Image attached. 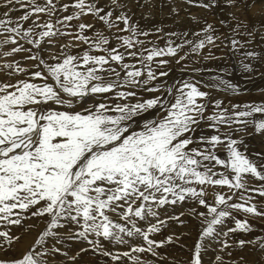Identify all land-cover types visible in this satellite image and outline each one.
Instances as JSON below:
<instances>
[{
	"label": "snow or ice",
	"instance_id": "1",
	"mask_svg": "<svg viewBox=\"0 0 264 264\" xmlns=\"http://www.w3.org/2000/svg\"><path fill=\"white\" fill-rule=\"evenodd\" d=\"M183 2L212 12L221 0ZM233 3L224 0L226 6ZM0 9V72L7 77L0 82V251L5 253L0 264H81L85 253L97 257L94 264H120L125 258L154 264L140 254L166 259L157 249L179 237L155 235L168 220L184 224L183 212L161 219L159 210L186 202L195 205L188 215L200 222L187 264H203L202 254L216 250L212 245L222 253L232 247L231 234L252 230L236 213L264 217V209L252 202V193L264 202V155L249 159L240 150L247 147L243 139L235 138L249 124L264 135V120L250 119L264 114V102L226 105L214 98V91L240 94L214 69L183 64L182 71L191 73L187 78L161 79L170 75L166 68L172 61L165 57L177 64L189 57L220 58L211 52L221 39L212 23L204 20L193 33L199 39H188L186 31L166 33L160 47L141 37L164 38L158 35L163 29L141 27L128 0H0ZM14 12L21 15L13 18ZM85 16L111 35L81 21ZM74 20L81 22L74 26ZM256 31L237 22L223 43L240 56L245 72L254 70L245 60L264 62V48L249 47ZM61 37L71 39L51 51ZM260 40L264 44V35ZM21 52L34 63L7 59ZM205 72L214 74L205 78ZM220 147L226 150L223 158ZM253 179L258 186H250ZM33 218L44 227L25 251L11 255L23 238L11 226ZM236 244L241 249L258 244L260 258L241 261L264 264V238ZM125 246L128 250H118ZM214 264L241 262H225L217 254Z\"/></svg>",
	"mask_w": 264,
	"mask_h": 264
},
{
	"label": "bare ground",
	"instance_id": "2",
	"mask_svg": "<svg viewBox=\"0 0 264 264\" xmlns=\"http://www.w3.org/2000/svg\"><path fill=\"white\" fill-rule=\"evenodd\" d=\"M38 1V0H37ZM65 0H63V2H64ZM131 1L132 2H134V0H128V3H129V5H130V7H132L133 6V4L131 3ZM169 1V0H168ZM221 1H224V0H221ZM238 1H240L241 2V0H238ZM66 2V1H65ZM68 2H71V0L70 1H68ZM140 2V6H142V5H144L145 4V0H140L139 1ZM153 2H155V1H153ZM39 3H41V2H39ZM156 3H157V1H156ZM167 1L166 0H161L160 2H158V4H155V5H153V7L154 8H152V11H150V8L152 7V6H150L149 7V5H145L146 6V8L147 9H145V7L143 8V9H141L140 11H135L133 8H132V12L134 13V15H133V17H134V20L135 21H137L138 23H139V25L141 26V27H143V28H145V29H148V30H153L154 28H156V27H159V25H163V27H165L166 28V30H167V33H169V32H177V33H183V32H188V39H189V32H192V34L191 35H193V33L194 32H197V31H199L200 29H201V27H202V25H203V22H204V20H207L208 22H210V23H212L211 21H212V19L213 18H210V16H211V12H208V11H206V10H204V9H201V8H197V9H195V8H193L194 6H192V5H189V4H187V3H184L183 2V0H179L178 2H177V4H176V6L174 7V8H176L177 9V12H178V14L177 13H174L173 11H172V9L171 10H169V8L166 6L167 4ZM171 3V2H170ZM222 3H224V2H222ZM237 5H235L234 6V8L232 9V11H230V10H228V14L230 15V17L229 16H221V17H218V19H217V24H216V26L217 27H222L223 25L220 23V21H225L226 19H227V22H228V24H229V30L232 28V27H234L235 25H236V23L237 22H242L243 24H245V25H247L248 24V21H249V18L250 17H248L247 18V22L245 23V20H242V19H240V16L239 15H237L235 12L239 9V6L241 5L240 3H236ZM136 6H138L137 4H135ZM173 5V4H172ZM261 4H258L257 6H256V12H257V10H259V14L260 15H258V14H255V12L254 11H250L251 12V16H252V18L254 17V15H255V17H254V19L255 20H257V21H262V20H264V16H263V14H264V5H261ZM171 6V5H170ZM220 6H223V5H221L220 4ZM135 7V6H134ZM171 8H172V6H171ZM148 10V11H147ZM166 11V12H165ZM216 11V10H215ZM217 11H219V10H217ZM220 12V11H219ZM64 14H66V13H64ZM63 14V15H64ZM214 16V15H213ZM235 17L236 19H232V17ZM145 17H147V18H145ZM193 17H195L197 20H199L200 21V23H194L193 22ZM13 18H14V16H13ZM46 18H44L43 17V20L42 21H44ZM230 20H232V21H230ZM81 21H83V22H85V23H92V24H95L96 25V28L97 29H99L100 31H105L106 33H107V35H111V33L109 34L108 33V31H107V29L106 28H104L101 24H99V23H97L95 20H93L90 16H85V17H82L81 18ZM157 21L159 22V25L157 24ZM73 22V21H72ZM71 22V23H72ZM80 21H76V20H74V22L72 23V25H77L78 23H79ZM214 22V21H213ZM42 23V22H41ZM213 24V23H212ZM158 25V26H157ZM161 25V26H162ZM27 26H29V22H27V23H25V27H27ZM159 28H161V29H163L164 30V28H162V27H159ZM227 29H225L223 32H218V33H216L217 35H220L221 36V39L220 40H217L216 41V43H217V45H220V47H212L211 48V52L213 53V55H215L216 57H220L219 59H212L211 60V63L210 64H206V63H203L202 61H201V59H203L202 57L201 58H195V59H199V63H193V62H191L190 61V58L187 60V61H182V62H185V63H187V64H189V66H192V67H202V68H204V69H212L211 67H215L214 68V70L217 68V69H220V71L222 70L223 71V69L222 68H225V67H228L229 69H230V71L232 72V71H234L235 70V68H234V65H233V63H232V61H231V59L229 58V56H225V54L226 53H228V54H230L231 52L227 49V48H224L223 47V42L224 43H227V40L225 39L228 35H229V33L227 34L226 31ZM69 31H75V27H73V28H71V29H69ZM116 30L115 29H113V32H115ZM230 32V31H229ZM161 33H163V32H161ZM121 35H124V34H126V33H120ZM261 35H264V32L262 33H260ZM156 36L157 35H152V37L154 38V43H156L157 45H158V43L157 42H155L156 41V39H158V38H156ZM163 37V36H162ZM152 38V39H153ZM175 38V37H174ZM71 38L70 37H61V38H59L58 40H57V43H56V46L55 47H51V51H53V52H58L59 51V45L60 44H64V43H66V42H69V40H70ZM141 39H146V38H144V37H141ZM177 39H179V38H177ZM160 40V39H159ZM174 40V39H173ZM152 41V40H151ZM161 41V40H160ZM180 41V40H179ZM73 42H75V41H73ZM178 42V41H177ZM163 43V42H162ZM161 45V44H160ZM257 45V44H256ZM25 47H30L29 45H24ZM164 46V45H163ZM12 47V45H8V46H6L5 47V51L6 50H8V49H10ZM42 47H50V46H48V45H42ZM86 47V45H81V48H85ZM81 48H75V49H73L72 51L73 52H79L80 50H81ZM121 51H123V49H121ZM243 50H241V52H242ZM207 53H208V48H205L204 50H203V54L204 55H207ZM28 55V53H26V52H21V53H17V54H15V56L14 57H9V58H7L8 60H17V61H20L21 62V66H30L31 64H33L34 62L33 61H27V60H24V57H26ZM235 58H236V60H237V63H239V64H237L238 66L239 65H241V63H240V56H234ZM168 58V57H167ZM194 58V57H193ZM166 59V58H165ZM168 59H171L172 60V62H171V65L169 64L168 66H167V68H166V70H168L169 68H170V66H173L174 65V63H176L175 62V59H173V58H168ZM4 62V60L3 59H0V64H2ZM126 62H129V63H134V61H128V60H126ZM202 64H201V63ZM255 63L256 65H257V67H256V69H254L252 72H248L249 74L247 75L246 74V72H245V76L244 77H246L249 81H250V83L248 84V85H246V87L248 86V90L246 91L247 93H251V92H253V93H251V94H249V95H246L244 92H242L241 93V95L242 96H239V98H240V100L239 101H234V100H232L231 98H230V96H233V94H231V93H228V92H223V91H220L219 93L220 94H227V96L228 97H226L225 99H224V101L226 102V105L227 104H229L230 102L231 103H239V104H245V103H261V102H264V94H263V89L264 88H262V86L264 85V62H256V61H250V60H245V63ZM177 64V63H176ZM184 64V63H183ZM183 64H182V66H183ZM193 64H195V65H193ZM180 65H178V67H179ZM176 67V66H175ZM177 67V68H178ZM181 67V66H180ZM191 68V67H190ZM238 68H242V66H239ZM173 69H174V67H173ZM226 69V68H225ZM237 70V69H236ZM158 71H159V69H158ZM179 71H181V70H179ZM186 71V70H185ZM255 73L256 74H258V75H260L262 78H259V76H256L255 75ZM177 74V73H176ZM176 74H174V76L176 75ZM229 74V73H228ZM171 75H173V74H171ZM171 75H169V76H171ZM180 75V74H179ZM206 75V74H205ZM185 77V76H184ZM183 77V78H184ZM187 77V76H186ZM205 77H207V76H205ZM173 78V77H172ZM245 78V80L242 82V83H240V81L239 82H237L236 81V78L234 79L235 80V82L233 83L234 85H236L240 90H243L244 89V87L245 86H243V85H237V83H240V84H244V83H246V79ZM7 79V77H6V75L4 74V73H2V72H0V82H3V81H5ZM15 77L14 78H12V82H14L15 81ZM170 79V78H169ZM174 79V78H173ZM177 79V78H176ZM175 80V79H174ZM168 82H170V81H168ZM230 82V81H229ZM232 83V82H231ZM205 90V89H204ZM206 91V90H205ZM259 91H263V92H259ZM260 93H262V94H260ZM145 96H148V95H150V94H144ZM240 95V94H239ZM235 96V95H234ZM219 97V96H218ZM217 97V95H215L214 96V98H218ZM221 97V96H220ZM238 98V97H237ZM221 99V98H220ZM234 99V98H233ZM238 100V99H237ZM262 115V114H261ZM258 116V115H257ZM253 119L254 118H256V117H252ZM252 118H250V119H252ZM260 120H264V115H263V117L260 119ZM254 128V127H253ZM252 131V130H251ZM246 133V132H245ZM245 133H243V134H245ZM248 133V132H247ZM252 133V132H251ZM240 135V134H239ZM242 135V134H241ZM259 138H262V136L261 137H255V138H253L252 139V141H255L256 143L258 142V141H260L259 140ZM259 144V143H258ZM254 145V144H253ZM260 146V145H259ZM258 146V147H259ZM263 146V145H262ZM260 148H261V146H260ZM223 149V148H222ZM255 149V148H254ZM259 149V148H258ZM257 148H256V150H258ZM225 150V149H224ZM252 150H253V147H252ZM260 150V149H259ZM251 152V151H250ZM255 155H256V153H254ZM256 158V157H255ZM254 159V158H253ZM252 183V182H251ZM212 198V196H211V192H210V195H209V199H211ZM189 203V202H188ZM190 204V203H189ZM178 206H179V204H178ZM177 206V211H175V212H177V214H175V215H177L178 216V212L179 211H182V210H184L185 208H186V206H187V204H184L181 208H179ZM170 206H166L164 209H160L159 211H160V215H163L162 217H161V219H164V218H166L167 216H169V214H168V212H169V209L171 208H169ZM185 207V208H184ZM169 208V209H168ZM188 209V208H187ZM264 209V208H263ZM173 210V209H172ZM184 212V211H183ZM184 213H186V212H184ZM188 213V212H187ZM173 214V213H172ZM244 217V216H243ZM114 218V217H113ZM185 218H186V216H183L182 218H181V220H183L184 221V224L183 225H181L180 223H178L177 221L175 222V223H173L172 221H170V220H168V224H167V227H165V228H163L162 229V231L159 233V234H156L155 235V239H157V240H161V239H164V236H167V235H176V233H179V231L184 227V226H186L187 224H189L188 222H186L185 221ZM238 218V217H237ZM242 218V217H241ZM246 218V217H245ZM244 218V219H245ZM189 220H191L190 218H189ZM193 220V219H192ZM191 220V221H192ZM242 220V219H241ZM195 221V220H194ZM194 221H192V222H194ZM196 222V221H195ZM194 222V223H195ZM191 223V222H190ZM262 223V222H261ZM36 225V228H29L28 226L29 225ZM39 224H41V225H39ZM37 223V221H36V219L35 218H33V219H30V220H27V221H24V222H22V225L21 226H11V230H12V232L13 233H15V234H20V235H22V241L21 242H19V243H17V245L15 246V248L14 249H12V251H11V255H19L21 252H23V251H25L26 249H27V247L31 244V243H33L34 242V239L36 238V236H37V233L44 227V225L42 224V223ZM251 224H253V223H251ZM198 225V224H197ZM197 225H195L196 227H197ZM232 226V225H231ZM253 226V225H252ZM190 228H191V230H192V228H193V226L191 227L190 226ZM195 228V227H194ZM254 228V227H253ZM196 230L198 229V227L197 228H195ZM163 230H164V232H163ZM188 229H186V231H187ZM181 232V231H180ZM189 232V231H188ZM195 232H198V230L197 231H195L194 230V233ZM165 233V234H164ZM249 233V232H248ZM256 233V232H255ZM164 234V235H163ZM188 235H190V233L188 234ZM196 234H194V236H195ZM234 235V234H233ZM232 234H231V236H233ZM238 235V234H237ZM241 235L242 234H240V237H241ZM253 235V234H252ZM192 237V235H191V238H190V236L187 238L186 236V238H182V240H181V238H179V240H177L176 242H174L173 244H167V245H165L164 247H162V248H159V249H157V251L159 252V254L162 256V257H165L166 259H157V257H153V256H151L150 254H147V253H145V254H140L141 255V259H143L144 257L146 258L145 260H147V261H153L155 264H171L170 263V260L168 259V257H171L172 259H174L173 261V263H176V264H182L185 260H187V259H183V258H181V257H179V259H180V261L179 262H176L177 260H175L176 259V257L174 258V254L173 253H176V254H178V255H183L184 256V254H185V252H191V250H192V248H193V241H194V238L195 237ZM231 236H230V238H231ZM242 236H244V235H242ZM249 236V235H248ZM175 237H179L178 235H176ZM236 237V236H235ZM244 238V237H243ZM249 238H250V236H249ZM231 239H233V238H231ZM236 239H240V238H236ZM236 239L234 240L235 242H236ZM251 239V238H250ZM254 239H255V237H254ZM232 240V241H233ZM244 240H246L245 238H244ZM137 243H139V241H137ZM233 244V243H232ZM236 245V244H235ZM257 245V244H256ZM258 246V245H257ZM218 247V246H217ZM250 247H252L251 245H250ZM212 248H214V245L212 246ZM234 248H236V247H234ZM233 248V252H234V249ZM240 249V248H239ZM115 250V249H114ZM118 250H120V251H126V250H128L127 249V247L125 246V247H122V248H119ZM232 251V248H230V249H225V251L224 252H222L220 255L223 257V260L225 261V262H228V261H233V260H235V261H240L241 262V264H243V261H241V257H243L244 258V260H247V261H249L250 260V255L248 254V256H241V254L240 255H236V253L234 254L233 252H232V255L231 256H229L228 255V252L229 251ZM245 251V250H244ZM207 252H209V251H207ZM235 252H237V251H235ZM246 252V251H245ZM250 252V251H249ZM184 253V254H183ZM218 253V252H217ZM240 253V252H239ZM244 253V252H243ZM242 253V254H243ZM248 253V252H247ZM69 254L71 255L72 254V251L71 250H69ZM190 254V253H189ZM246 254V253H245ZM5 255V253L4 252H2V251H0V257H3ZM178 255H177V257H178ZM188 255V254H187ZM213 255H215V254H213ZM244 255V254H243ZM205 256H206V254H205ZM210 256V255H209ZM185 257V256H184ZM188 257V256H187ZM203 257V256H202ZM189 258H190V256H189ZM239 258H240V260H239ZM61 259H63V258H61ZM96 259H97V257H95V256H93L92 254H90V253H87V254H84V256H83V259H82V261H81V264H94V262L96 261ZM101 259V258H100ZM103 259V258H102ZM101 259V260H102ZM205 259H206V257H205ZM184 260V261H183ZM212 260H213V257H212ZM215 260V259H214ZM256 260V259H255ZM123 261H125V262H129L128 260H126V258H125V260H123ZM250 262H252V261H250ZM186 263V262H185ZM185 263H183V264H185ZM204 264V263H203ZM206 264V263H205Z\"/></svg>",
	"mask_w": 264,
	"mask_h": 264
},
{
	"label": "rangeland",
	"instance_id": "3",
	"mask_svg": "<svg viewBox=\"0 0 264 264\" xmlns=\"http://www.w3.org/2000/svg\"><path fill=\"white\" fill-rule=\"evenodd\" d=\"M66 2H68V1H70V0H65ZM64 1V2H65ZM140 1V0H139ZM153 1H155V2H153ZM156 1H157V3H156ZM161 0H145V4L144 5H142V6H136L135 4H136V2H135V0H134V2H132L131 1V3L133 4V6H132V8L135 10V11H140L141 9H143L144 7H145V9H147L146 8V6L147 5H149V7L150 6H152L151 8H150V11H152V8H154L153 7V5H155V4H158V2H160ZM167 1V7L169 8V10H171L172 8H174L175 6H176V4H177V2L179 1V0H166ZM38 3L39 2H43V0H38L37 1ZM171 2V3H170ZM222 2H224V1H221V5H223V6H218L217 8H215V9H213L212 10V12H211V16H210V18H213L212 19V23H213V25H214V27L217 29V33L218 32H223L225 29H227L226 31V33L228 34L229 33V24H228V22H227V19L225 20V22L227 23V27H225L224 25L222 26V27H217L216 26V24H217V19H218V17H221V16H229L230 17V15L228 14V10H230V11H232V9L234 8V6L235 5H237L236 3H240L241 5L239 6V9L235 12L237 15H239L240 16V19H242V20H245V23L247 22L246 20H247V18L248 17H250L249 18V21H248V24H247V30L248 31H251L253 28H256L257 29V31H256V33H255V35H254V43L253 44H251V45H249V47L250 48H252L253 50H256V51H260V50H262V48H264V44H262V42H261V40H260V37H261V32L263 33L264 32V20H262V21H257V20H255L254 19V17H255V15H254V17L252 18V16H251V12L250 11H254L255 12V14H258V15H260L259 14V10H257V12H256V6L258 5V4H261V5H264V0H241V2L240 1H238V0H234V3L231 5V6H226L224 3H222ZM173 4V5H172ZM139 5H141L140 4V2H139ZM146 5V6H145ZM172 6V8H171V6ZM260 5V6H261ZM135 6V7H134ZM143 7V8H142ZM193 8H195V9H197V7H193ZM216 10V11H215ZM217 10H219V11H217ZM3 11V9H0V12H2ZM148 11V10H147ZM166 12V11H165ZM67 14H69V13H66V14H64V15H67ZM12 15V17L14 16V18H16V17H18L19 15H21V13L20 12H14V13H12L11 14ZM214 15V16H213ZM263 16H264V14H263ZM45 18V17H44ZM133 19H134V17H133ZM43 20V16L41 17V21L40 22H44V21H42ZM214 21V22H213ZM230 21H232V20H230ZM29 22V24L31 23V21H28ZM74 22V21H73ZM72 22V23H73ZM81 22V21H80ZM25 23H27V22H25ZM71 23V24H72ZM157 24L159 25V22L157 21ZM157 25V26H158ZM162 25V24H161ZM161 25H159V27H162V28H164V30L162 31L163 33H159L158 35L160 36V37H164V38H158L157 36H156V38H158V39H156V41L155 42H157L158 43V46H160V47H163V45L165 44V39H166V37H165V34L167 33V30H166V28L165 27H163V25L161 26ZM108 31V30H107ZM106 35H107V33L105 32V31H103ZM109 33V32H108ZM89 34H91V33H89ZM110 34V33H109ZM192 34V32H189V39H199V37H194L193 35H191ZM221 37V36H220ZM153 37L152 36H149V37H147L146 39H148V40H152L153 42H154V38L152 39ZM241 39H245V37H240ZM161 41H160V40ZM173 39H174V41L176 42V43H179L180 41H179V39H177V37H173ZM178 41V42H177ZM163 42V43H162ZM224 43V42H223ZM156 44V43H155ZM161 44V45H160ZM257 44V45H256ZM157 45V44H156ZM146 47H151V45H146ZM187 49H185V51H186ZM183 54V53H182ZM225 56H229V58L231 59V61H232V63H233V65H234V68H235V70L234 71H230V69L228 68V67H225V68H222L223 69V71L221 70L220 71V69H215L216 70V72H219V73H221L222 74V76H223V78L224 79H226V80H228V81H230V82H232V84L235 82V78H236V81L237 82H239L240 80V83H242L244 80H245V78L246 77H244L245 76V72L243 71V68H238L239 66H241V65H237V64H239V63H237V60H236V58L232 55V53H230V54H228V53H226L225 54ZM166 59H168L167 57H165ZM164 58V59H165ZM190 58V61L191 62H193L194 61V59L195 58H193V57H189ZM211 60L212 59H209V60H204V59H201V61L203 62V63H206V64H210L211 63ZM214 60V59H213ZM172 61V60H171ZM187 64V63H185V62H181V64H176V63H174V65L173 66H170V68L168 69V71H169V74L171 75V74H173V75H171V76H169L168 78H161L162 80L163 79H166L167 80V82L168 81H170V82H168V83H172L173 81H174V79L176 80V78L177 79H180V78H182V77H184V78H187L186 76H189L191 73H190V71H188V70H184V71H182V64ZM201 63V62H200ZM202 64V63H201ZM250 64H252L253 65V68L254 69H256V67H257V65L253 62V63H250ZM170 65H171V63H170ZM178 65H180L179 67H178ZM189 65V64H188ZM193 65H195V64H193ZM176 66V67H175ZM173 67H174V69H173ZM178 67V68H177ZM190 67H192V66H189V68ZM212 69H214L215 67H211ZM237 69V70H236ZM179 70H181V71H179ZM252 72V71H251ZM177 73V74H176ZM229 73V74H228ZM174 74H176L175 76H174ZM180 74V75H179ZM206 74V75H205ZM211 74H214V73H208V72H205L204 73V76H208V75H211ZM246 74L248 75L249 73L248 72H246ZM255 75L256 76H259V78H262L260 75H258V74H256L255 73ZM174 79H173V78ZM264 77V76H263ZM170 78V79H169ZM206 78V77H205ZM247 79V78H246ZM240 83H237V85H243V86H245L244 87V89L243 90H240V95H233V96H230V98L232 99V100H234V101H239L240 100V98H239V96H242L241 95V93L242 92H246L247 90H248V86L246 87V85H248L249 83H250V81L247 79L246 80V83H244V84H240ZM248 83V84H247ZM262 88H264V85L262 86ZM202 90H204V89H202ZM206 91L208 90V89H205ZM242 91V92H241ZM263 91H264V89H263ZM263 91H259V92H263ZM247 93V92H246ZM245 93V94H246ZM251 93H253V92H251ZM251 93H247L246 95H249V94H251ZM146 94H148V93H146ZM260 94H262V93H260ZM263 94H264V92H263ZM215 95H217V97L220 99H225L226 97H228L227 96V94H220L219 92H213V96H215ZM221 96V97H220ZM238 97V98H237ZM234 98V99H233ZM238 99V100H237ZM225 104H226V102H225ZM258 115V116H257ZM263 115L264 114H260V113H257V114H254V117H256V118H254V120H257V121H260V119L263 117ZM253 119V118H252ZM254 126L253 125H251V124H249L247 127H246V129H245V131H242V132H239V133H236L235 134V138H237V139H243V141H244V145H246L247 147L245 148V147H243V146H241V148H240V150L242 151V152H245V154L248 156V158L249 159H251V160H253V161H259V156H257V155H255L254 153H256V154H261V155H264V135H262V134H258V133H256L255 132V129L253 128ZM252 130V131H251ZM246 132V133H245ZM248 132V133H247ZM252 132V133H251ZM243 133H245V134H243ZM240 134V135H239ZM242 134V135H241ZM261 137L262 136V138H259V140L260 141H258L257 143L255 142V141H252V139L253 138H255V137ZM259 143V144H258ZM254 144V145H253ZM261 146V148H260V146ZM263 145V146H262ZM259 146V147H258ZM252 147H253V150H252ZM223 147H220V148H218L217 149V154L219 155V156H221L222 158L223 157H225L226 156V150H224V148L222 149ZM255 148V149H254ZM256 148L258 149V150H256ZM251 151V152H250ZM256 157V158H255ZM254 158V159H253ZM252 182V183H251ZM249 184H250V186H252V185H256V186H258L259 185V182L258 181H255L254 179L253 180H250L249 181ZM222 191H227L226 189H224V190H222ZM252 195H253V197H254V199H253V203H256L257 204V206H258V209H263L264 208V202H262L261 201V198H259L255 193H252ZM185 204H187V206H186V208L184 209V210H182V211H179L178 212V216H179V214L181 213V212H186V213H184V215L183 216H186V218H185V221L186 222H188L189 224H187L186 226H184L180 231H179V233H176V235H178L179 236V238H181V240H182V238L184 237V238H188L189 236H190V238H191V235H192V237L194 236V234H196L194 237V241H193V245H194V243H195V241H196V239H197V233L198 232H195L194 233V230L195 231H197V230H199V226H200V222H199V220H195L194 221V219L191 217V216H189L188 215V209L190 208V207H194L195 205H193V204H189L188 202H186ZM184 205V204H183ZM183 205H176V206H170L168 209H169V212H168V214H169V216H172V215H175V214H177V212H175V211H177V206L179 207V208H181ZM166 207V206H165ZM188 208V209H187ZM173 209V210H172ZM198 210H200V211H202L203 209H199L198 208ZM173 213V214H172ZM236 215V218L237 219H242V220H244V218L246 217L244 214H242V213H236L235 214ZM161 217L163 216V215H160ZM182 216V217H183ZM244 216V217H243ZM182 217H180V218H182ZM242 217V218H241ZM189 218L192 220V221H194V222H192L191 220H189ZM113 219H116V217H114ZM245 219H247L248 220V222H249V224L252 226V230L248 233H244V232H237V233H235L233 236H231V238H233L234 240L236 239V238H240V239H246V240H250V241H256V239L258 238V237H262V238H264V217H252L251 215H249V216H247ZM170 221H172L173 223H175L176 221L175 220H170ZM191 222V223H190ZM262 222V223H261ZM251 223H253V224H251ZM198 224V225H197ZM228 224H229V226H234V224H232L231 223V221H228ZM39 225H41V224H39ZM195 225H197V227H198V229L196 230L195 228H197ZM190 226L192 227L193 226V228H192V230H191V228H190ZM195 227V228H194ZM254 227V228H253ZM36 228V227H35ZM186 229H188L187 231H186ZM189 231V232H188ZM163 232H164V230H163ZM256 232V233H255ZM190 233V235H188ZM165 234V233H164ZM163 234V235H164ZM238 234V235H237ZM240 234H242V235H244V236H242L241 235V237H240ZM253 234V235H252ZM176 235H173V236H176ZM250 236V238H249V236ZM167 236H169V235H167ZM167 236H164V238H166ZM186 236V237H185ZM236 236V237H235ZM244 237V238H243ZM254 237H255V239H254ZM231 238H229V243L230 244H232V251H231V253L233 252V248L234 247H236V248H234L235 250H234V254L236 253V255H240L241 254V256H248V254L250 255V260H249V262L250 261H252V262H254L255 261V259L257 260V259H259L260 258V253H259V251H258V248H259V246H257V245H253V244H248V245H245V247L244 248H240L239 249V247L237 246V244H236V242L233 240V239H231ZM233 240V241H232ZM238 239H236V241H237ZM173 244V243H172ZM236 244V245H235ZM250 245L252 246V247H250ZM213 246V245H212ZM74 247H76V246H74ZM213 249H216V250H209V252H205V253H203L202 254V256H203V263L205 264H214V259H215V257H216V255L217 254H221L220 252H218V247H217V245H214V248ZM115 250H117V249H115ZM246 252H245V251ZM235 251H237V252H235ZM250 251V252H249ZM218 252V253H217ZM240 252V253H239ZM244 252V253H243ZM248 252V253H247ZM190 253V254H189ZM244 255H243V254ZM246 253V254H245ZM85 254H87V253H85ZM174 255V258L176 257V259L175 260H177L176 262H179L180 261V259H179V257H181V258H185V259H187V260H183L184 262L183 263H185V264H187V262L189 261V256L191 257V252L189 251V252H185V254H184V256L181 254V255H178V254H176V253H173ZM188 254V255H187ZM205 254H206V256H205ZM213 254H215V255H213ZM177 255H178V257H177ZM210 255V256H209ZM188 256V257H187ZM205 257H206V259H205ZM212 257H213V260H212ZM102 259V258H101ZM104 259H106V258H103L102 260H104ZM144 260L146 259L145 257L143 258ZM168 259L170 260V263L171 264H176V263H173L174 261V259H172L171 257H168ZM127 260V259H126ZM239 260H240V258H239ZM182 263V264H183ZM120 264H131V262L129 261V262H125V261H122V262H120ZM155 264V263H154Z\"/></svg>",
	"mask_w": 264,
	"mask_h": 264
}]
</instances>
